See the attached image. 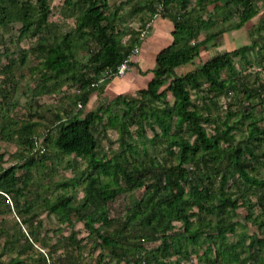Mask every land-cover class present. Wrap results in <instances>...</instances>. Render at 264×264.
<instances>
[{
	"label": "rangeland",
	"instance_id": "obj_1",
	"mask_svg": "<svg viewBox=\"0 0 264 264\" xmlns=\"http://www.w3.org/2000/svg\"><path fill=\"white\" fill-rule=\"evenodd\" d=\"M36 2V0H32ZM49 9L46 21L40 32L19 35L21 21L13 18L0 25V169L11 164L17 165L15 173L18 176L17 185L21 191L0 195V264H9L21 260L27 264H133L137 254L116 257L103 241V236L111 232L114 224L105 225L101 219L90 220L86 211L78 217L73 211L67 216L61 211H52L49 204L62 195L72 197L78 203L84 194L82 185L71 182V178L85 167V158L65 154L54 142L55 124L58 115L74 113L84 116L86 112L102 107L101 118L93 123V131L97 139L94 154L97 158L121 162L131 165L139 162H156L170 160L173 156L163 139L162 131L151 116L133 122L134 105L120 102L118 94L126 98L135 95L136 90L145 87L152 76L148 71L154 65L155 53L172 41L171 34L158 35V22L167 10L160 5L161 0H108L107 12L113 21L117 37L123 43L139 36L141 43L134 48L129 58L138 60L139 68L128 65L123 74L110 77L104 72L103 77L95 82V87L85 99L83 93L85 80L81 73L87 64L90 50L95 43L82 35L77 27L80 14V4L71 0H47ZM223 4V0L219 1ZM170 11L180 17L188 13L201 17L209 24L200 22V29L195 37L184 41L194 43L211 33L221 30L222 33L200 47L197 55L189 62L175 67L177 74H185L198 68L213 55L224 50H230L243 44H250L251 32L257 40L256 45H250L246 57H234L232 68H223L222 77L232 76L236 83L241 82V76L247 74L243 81L251 85L264 84V69L259 65L264 57V29H258L264 22V0H255L256 13L239 27H235L239 17L235 6L221 5L215 7L213 2L198 3L189 0L185 8H178L176 2L169 4ZM155 8V12L153 9ZM69 34L72 45V61L59 74H52L42 65V57L36 47L39 39L46 37L48 42H62ZM151 52L146 55V49ZM148 51L150 49L148 48ZM145 56V57H144ZM148 60V64L144 60ZM234 73V74H232ZM131 76L134 86L124 87V79ZM201 86L189 87L191 105L197 108L208 120L204 122L206 130L211 132L229 112V122L238 121L233 129L235 141L241 140L246 134L248 119L239 122L245 109L250 108V99L241 91L229 89L216 93L209 89L204 77L199 78ZM168 82L162 85L167 87ZM94 84H91V86ZM163 100L168 104L174 101L170 90L166 89ZM255 114L264 115V95L262 98H252ZM157 106L164 105L159 101ZM263 112L260 114V110ZM128 115L124 116V112ZM117 116L114 123L108 122V116ZM210 118V119H209ZM123 120L128 124L121 129ZM176 125V119L173 120ZM183 126H185L183 124ZM36 137L35 146L29 139ZM222 147L229 146L222 142ZM30 156L34 163L26 167L21 164ZM252 173L264 177V163L257 165ZM104 182L118 186L114 179L102 177ZM236 175L230 174L228 183L239 201L254 199L253 189L239 183ZM218 182V177L215 180ZM145 187L122 191L115 199L109 200L103 207L95 208L98 213L107 210L108 216L115 220H123L129 208L133 207L144 195ZM92 208L95 206L92 205ZM190 210L198 211L196 205ZM258 211L254 209V213ZM236 231L228 234V239L235 241L247 235L256 234L264 238V227L258 228L247 218V208L241 205L234 209ZM97 216V213L93 215ZM207 215L205 219H209ZM193 220L198 216L193 215ZM90 220V221H89ZM89 221L93 230L85 226ZM116 225V224H115ZM175 241L186 242L188 258H181L180 264H206L203 256L206 248L205 234L202 232L199 243L186 240L181 221L172 220L168 230ZM159 238L145 237L144 247L155 246ZM180 255L174 253L166 256L167 264H175ZM237 264V262L231 263Z\"/></svg>",
	"mask_w": 264,
	"mask_h": 264
},
{
	"label": "trees",
	"instance_id": "obj_2",
	"mask_svg": "<svg viewBox=\"0 0 264 264\" xmlns=\"http://www.w3.org/2000/svg\"><path fill=\"white\" fill-rule=\"evenodd\" d=\"M75 1L80 4L77 27L82 35H87L95 43L81 73L82 80H85L84 87L90 85L84 90L85 99L96 89L95 82L103 77L104 72H109L110 77L115 75L117 67L141 43V38L137 36L130 39L129 43H123L117 37L115 26L107 12L108 0ZM219 1L221 0H196L198 3L213 2L215 7L235 6L239 17L235 27H239L256 13L255 0H223V4ZM36 2L37 4L32 0H0V25L15 18L21 21L18 29L20 36L40 32L46 21L49 4L47 0ZM171 2H176L178 8H185L189 0H161L160 5L167 10L162 13L163 17L170 19L173 24L171 43L157 51L154 66L148 69L152 76L146 86L137 89L135 95L130 98L118 94L116 99L134 105L131 116L133 122L139 123V119L149 116L156 121L173 157L170 160L131 165L102 160L94 154L97 139L92 128L94 121L101 118L99 112L102 107L90 110L84 116L77 113L65 116L57 114L58 121L54 127L56 146L65 154L85 158V167L70 180L82 185L84 194L78 203H74L71 196L62 195L49 204V209L61 211L66 216L73 211L78 217L94 209L89 213L90 220L101 219L108 226L114 224L111 232L103 236L111 255L123 257L137 254L133 264H167L165 257L174 253L180 255L175 264H180L181 258L189 257L186 252L187 243L175 241L173 234L168 231L172 220L182 222L187 241L199 243V235L202 232L205 234L207 246L203 250V256L207 259L206 264H264L263 237L256 234L247 235V242L245 236L235 241L228 239V234L236 231L237 222L233 219V211L241 205L247 208V218L258 228L264 227V177L252 173L257 165L264 163V115L255 114L252 106V98L263 97L264 84L255 86L243 81L247 74L241 76L240 83L234 82L232 76L222 77L221 74L223 68L234 66L235 56L246 57L251 49L250 45H256L257 40L251 32L250 44L219 52L198 68L185 74H177L175 67L189 62L198 54L202 45L218 37L222 31L211 33L194 43L184 41L197 35L200 22L203 25L209 23L192 13L180 17L169 10ZM155 11L154 8L153 12ZM262 25L259 30L264 29V22ZM36 47L43 59L42 65L54 75L62 72L72 61L69 34L65 35L62 42H48L46 37L42 36ZM127 62L139 68L131 59L128 58ZM259 65L264 69V57ZM200 77H204L208 83L207 87L216 93L234 89L250 99V108L245 109L239 119V122L248 119L246 134L241 140L234 142L233 129L237 127L238 121L229 122V112L211 132L206 130L204 122L208 117L203 116L191 105L188 87H200ZM165 82H168L167 87L162 89ZM166 89L173 95L172 104L163 100ZM159 101H163L164 105L157 106ZM128 112H124V116L128 115ZM262 112L263 108L260 114ZM117 120V116H108L110 123ZM127 124L128 122L123 120L121 129H126ZM35 140L36 137L29 139L33 147ZM222 142L228 143L229 146L222 147ZM34 161V157L30 156L21 167L27 168ZM15 167L17 165L11 164L0 169V195L21 191L17 185ZM230 174L236 175V181L239 183L253 189L251 193L254 199L239 201L228 183ZM103 176L111 177L119 185L113 186L104 182ZM142 186L145 187L144 195L129 208L123 220L110 218L107 210L98 213L95 209L103 207L122 191ZM92 205L95 207L92 208ZM194 205L198 211L190 210ZM255 208L258 209L256 213ZM95 213L96 217L93 216ZM193 215L198 216L196 221L193 220ZM207 215L211 217L206 220ZM89 221H85V226L93 230ZM145 237L160 240L155 246L144 247L142 241ZM128 262L129 259L127 264ZM9 264L27 263L16 260Z\"/></svg>",
	"mask_w": 264,
	"mask_h": 264
},
{
	"label": "crops",
	"instance_id": "obj_3",
	"mask_svg": "<svg viewBox=\"0 0 264 264\" xmlns=\"http://www.w3.org/2000/svg\"><path fill=\"white\" fill-rule=\"evenodd\" d=\"M155 28H157V30L159 31V33H157L158 35H156L155 37H157V36H160L161 37V39H162V35L165 37V36H167L166 34L167 33H169V34H171V30H172V28H173V24H172V21L170 20V19H168L167 17H162L161 18V20L158 22V25L156 26V27H154V29ZM148 48L150 49V51H148ZM147 49H146V55L148 56L149 54L148 53H150L151 52V48L150 47H148ZM157 53V52H156ZM156 53H155V55H156ZM145 57V56H144ZM131 60L133 61V62H136L137 64H138V66L141 64L138 60H136V59H134V58H131ZM148 60H144V63H146V65L148 64V62H147ZM153 62L155 63V56H154V59H153ZM135 66V65H134ZM154 66V65H153ZM136 67V66H135ZM131 78V76H127V77H125V79H124V83H125V80H126V82H127V85H124V87H130V86H134L135 85V83L134 82H132L131 80L132 79H130Z\"/></svg>",
	"mask_w": 264,
	"mask_h": 264
},
{
	"label": "built area",
	"instance_id": "obj_4",
	"mask_svg": "<svg viewBox=\"0 0 264 264\" xmlns=\"http://www.w3.org/2000/svg\"><path fill=\"white\" fill-rule=\"evenodd\" d=\"M129 58V57H128ZM128 58H125L121 63H120V65L117 67V71H116V73H115V75L117 74V75H119V74H123L124 72H125V70L127 69V67H128V62H127V59ZM130 59V58H129ZM108 74H109V72H108Z\"/></svg>",
	"mask_w": 264,
	"mask_h": 264
}]
</instances>
